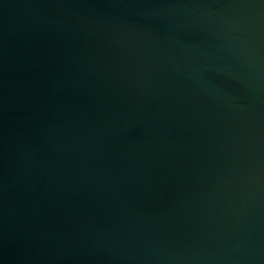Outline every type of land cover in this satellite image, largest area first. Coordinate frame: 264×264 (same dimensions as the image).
<instances>
[{
  "label": "water",
  "instance_id": "95a60500",
  "mask_svg": "<svg viewBox=\"0 0 264 264\" xmlns=\"http://www.w3.org/2000/svg\"><path fill=\"white\" fill-rule=\"evenodd\" d=\"M0 264H264V0H0Z\"/></svg>",
  "mask_w": 264,
  "mask_h": 264
}]
</instances>
